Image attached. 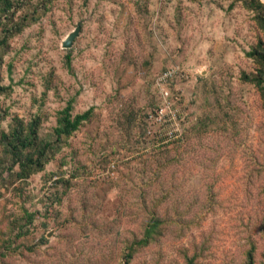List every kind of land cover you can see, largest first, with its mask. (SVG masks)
Returning <instances> with one entry per match:
<instances>
[{"label": "rangeland", "instance_id": "1", "mask_svg": "<svg viewBox=\"0 0 264 264\" xmlns=\"http://www.w3.org/2000/svg\"><path fill=\"white\" fill-rule=\"evenodd\" d=\"M13 2L0 39L25 22L0 44V85L11 86L0 94V264H243L249 249L264 264V90L241 79L264 73L246 54L262 37L253 10ZM166 69L176 73L160 94ZM68 101L72 114L93 107L91 118L42 170L18 176L1 132L38 117L39 138L52 141ZM152 217L161 223L139 246Z\"/></svg>", "mask_w": 264, "mask_h": 264}, {"label": "trees", "instance_id": "2", "mask_svg": "<svg viewBox=\"0 0 264 264\" xmlns=\"http://www.w3.org/2000/svg\"><path fill=\"white\" fill-rule=\"evenodd\" d=\"M246 8L252 9L254 12V19L257 25L262 30V37L258 39L255 47L251 48L246 54L253 58L260 66H264V3L259 0H242ZM1 11L4 13V17L9 19L17 11L18 7L14 5L13 0H1ZM14 7V10L7 13L9 9ZM25 20L12 22L10 25L4 27V33L0 39V44L6 42L8 38L21 31L24 26ZM7 24V23H6ZM241 79L247 81L260 90H264V73L259 72L254 75H248L241 73ZM11 90L9 85H0V94ZM71 101H68L66 105L57 111L56 124L53 127L54 140H45L39 138L37 133V127L39 124L38 117L31 119L28 123L24 124L17 117L12 119L11 128L7 133L1 132L2 144L4 148L8 150L12 155L16 156L12 163H18L19 170L17 175L25 177L31 173L40 171L43 169L44 164L49 160L53 154L54 148L56 149L58 142L69 137L75 132L85 121L89 120L92 116L93 107L72 114ZM6 111L0 112V120L4 119ZM68 183L67 180H65ZM26 221L30 223L33 220V213L25 211ZM161 221L152 217L149 221L148 228L145 229L143 236L136 240L139 246L145 245L150 234L156 230ZM22 235L21 231L17 233V236ZM2 253V252H0ZM131 253H128L127 257H130ZM128 261V260H127ZM186 264H194L193 257L187 259ZM243 264H254L252 249L247 252L246 261Z\"/></svg>", "mask_w": 264, "mask_h": 264}, {"label": "built area", "instance_id": "3", "mask_svg": "<svg viewBox=\"0 0 264 264\" xmlns=\"http://www.w3.org/2000/svg\"><path fill=\"white\" fill-rule=\"evenodd\" d=\"M176 73V69H166L164 70L161 75L158 77L157 85L159 86L160 94H167V91L165 90L164 84L168 79H171V77Z\"/></svg>", "mask_w": 264, "mask_h": 264}, {"label": "water", "instance_id": "4", "mask_svg": "<svg viewBox=\"0 0 264 264\" xmlns=\"http://www.w3.org/2000/svg\"><path fill=\"white\" fill-rule=\"evenodd\" d=\"M79 26H77L73 31H71L64 39L63 46L70 47L74 37L78 34Z\"/></svg>", "mask_w": 264, "mask_h": 264}]
</instances>
